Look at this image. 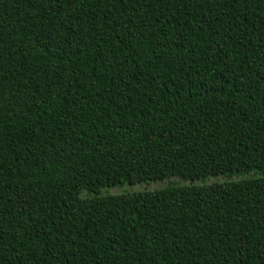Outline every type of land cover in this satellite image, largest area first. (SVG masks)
Returning a JSON list of instances; mask_svg holds the SVG:
<instances>
[{
  "label": "trees",
  "instance_id": "trees-1",
  "mask_svg": "<svg viewBox=\"0 0 264 264\" xmlns=\"http://www.w3.org/2000/svg\"><path fill=\"white\" fill-rule=\"evenodd\" d=\"M0 264H264V0H0Z\"/></svg>",
  "mask_w": 264,
  "mask_h": 264
},
{
  "label": "rangeland",
  "instance_id": "rangeland-1",
  "mask_svg": "<svg viewBox=\"0 0 264 264\" xmlns=\"http://www.w3.org/2000/svg\"><path fill=\"white\" fill-rule=\"evenodd\" d=\"M241 179V177L238 178H234V180H239ZM214 182H224L223 179H219V180H210L207 181L206 184H212ZM200 184V183H197ZM171 185H175V186H180L179 187V191H184L186 189L187 186L190 185V183L188 182H180L177 179H166L164 181H160V182H152L149 184H142V185H135V186H131V185H123V186H119L117 188H113V189H103L101 191L102 195H121V194H133V193H138V192H151V191H155L158 189H164L168 186Z\"/></svg>",
  "mask_w": 264,
  "mask_h": 264
}]
</instances>
